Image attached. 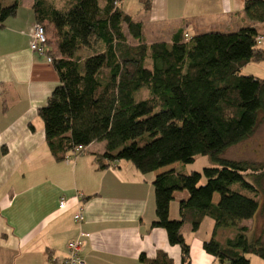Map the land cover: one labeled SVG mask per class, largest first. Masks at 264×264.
I'll return each instance as SVG.
<instances>
[{
	"label": "trees",
	"instance_id": "1",
	"mask_svg": "<svg viewBox=\"0 0 264 264\" xmlns=\"http://www.w3.org/2000/svg\"><path fill=\"white\" fill-rule=\"evenodd\" d=\"M123 1L33 0L34 23L45 33L50 27L55 37L53 45L48 39L43 57L50 59L58 84L37 110L50 154L60 162L78 146L104 143L96 156L100 169L120 161L142 175L169 167L152 182L151 227L164 230L169 245L180 248L181 264H190L182 227L187 223L195 233L204 219L214 226L202 248L219 264H249L245 255L264 262V243H249L248 229L241 226L259 208L247 195L256 189L245 177L257 184L264 168L221 157L249 139L264 114V80L240 75L248 64L264 62L258 46L264 34L253 26L264 25V0L243 3L252 26L190 39L181 28L169 43L150 45L141 23L122 11ZM138 1L145 12L151 10V0ZM17 10V3L4 6L0 0V28ZM197 157L215 166L190 174L171 167L190 165ZM176 192L188 197L174 221L169 205ZM224 229L236 233L219 243L215 236ZM140 261L147 260L141 256ZM150 264L172 263L163 254Z\"/></svg>",
	"mask_w": 264,
	"mask_h": 264
},
{
	"label": "crops",
	"instance_id": "2",
	"mask_svg": "<svg viewBox=\"0 0 264 264\" xmlns=\"http://www.w3.org/2000/svg\"><path fill=\"white\" fill-rule=\"evenodd\" d=\"M151 1L148 12L138 1L137 17L120 6L141 23L149 45L169 43L181 28L190 39L252 26L242 13L245 0ZM32 4L33 0L24 4L30 17L22 18L18 5L15 17L0 28V264H61L68 255L67 244L80 233L88 235L80 239L83 264H150L163 254L172 264H181L180 248L169 245L164 230L151 227L152 182L167 168L142 175L131 163L120 161L100 169L96 156L104 152V143L86 147L68 163L50 154L37 110L46 104L58 79L46 57L29 49L35 25ZM159 26L167 30L164 37L148 30ZM253 26L264 34L263 24ZM187 197L186 192L173 194L169 219H179V203ZM62 199L65 206L60 209ZM79 207L83 220L78 224L73 216ZM213 226L204 219L195 233L187 223L182 227L190 264H219L202 248ZM141 256L147 261L141 262Z\"/></svg>",
	"mask_w": 264,
	"mask_h": 264
},
{
	"label": "rangeland",
	"instance_id": "3",
	"mask_svg": "<svg viewBox=\"0 0 264 264\" xmlns=\"http://www.w3.org/2000/svg\"><path fill=\"white\" fill-rule=\"evenodd\" d=\"M1 1L3 5H11L12 3H17L18 5H21L20 14H22V18H25L26 15L27 17H30V11L27 8L25 9L24 7L26 0H1ZM122 5L123 6L125 5L126 11H129L132 17H137L138 12L140 10L138 0H124L122 2ZM164 26L162 29L161 26H159L154 30H151L153 29V27H148V30L150 33L157 32L162 37H164L165 34L167 33V30L166 28H164ZM168 28L170 30L171 26L169 25ZM45 30L49 42L51 43V45H53L55 38L54 32L48 26L46 27ZM128 41L131 43V40L129 38ZM258 46L264 49V41L258 44ZM240 75L254 76L258 79L264 80V62L248 64L241 70ZM145 96H146L145 93H143L142 97ZM38 121L42 125L41 119H38ZM221 157L224 160L246 162L256 167L264 168V114L261 116L260 122L254 134L249 139L226 150ZM214 166L215 163H212L207 157H197L194 163L190 165L175 164L171 167H175L181 173L190 174V173H202L203 169L212 168ZM164 170H166V168ZM252 179H253L252 176L245 177V180L248 184H250L251 186H255L256 192L255 195L250 193H247V195H249L250 197H255V199L258 201L259 208L254 218L250 221L241 223V226L246 227L248 229L246 238L249 243H253L255 240L258 239H260L264 243V176L263 178H260L261 180H259L257 184L255 183L254 179L253 180ZM217 199H218L217 196H215V200ZM170 220H172V218ZM205 228L206 227H203V229L200 232L202 236L204 235V231L206 230ZM235 233H236L235 229L220 230L217 232L215 236V240L218 241L219 243H223L227 239L233 238ZM212 234H213V229L210 232L211 237ZM244 257L248 260L249 264H264L262 260H260L258 257L254 255H245Z\"/></svg>",
	"mask_w": 264,
	"mask_h": 264
},
{
	"label": "built area",
	"instance_id": "4",
	"mask_svg": "<svg viewBox=\"0 0 264 264\" xmlns=\"http://www.w3.org/2000/svg\"><path fill=\"white\" fill-rule=\"evenodd\" d=\"M261 40V39H259ZM48 41L46 33L42 26L35 24L30 32L29 49L38 56H44V48ZM47 62L50 64V59L47 58ZM85 152V148L78 146L63 158V161L68 163L76 160L78 156ZM81 196H79L80 198ZM65 206V201L62 199L59 203V208L62 209ZM73 220L76 223H81L83 220L81 208L79 207L78 212L73 216ZM88 238V235L80 233L77 240L71 241L67 244L68 255L67 258L61 264H83L80 258L82 243L80 239Z\"/></svg>",
	"mask_w": 264,
	"mask_h": 264
}]
</instances>
